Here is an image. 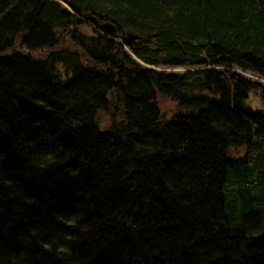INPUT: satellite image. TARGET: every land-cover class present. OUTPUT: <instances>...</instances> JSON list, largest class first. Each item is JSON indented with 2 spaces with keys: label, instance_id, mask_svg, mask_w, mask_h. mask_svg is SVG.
Masks as SVG:
<instances>
[{
  "label": "trees",
  "instance_id": "obj_1",
  "mask_svg": "<svg viewBox=\"0 0 264 264\" xmlns=\"http://www.w3.org/2000/svg\"><path fill=\"white\" fill-rule=\"evenodd\" d=\"M58 1L0 0V264H264V0Z\"/></svg>",
  "mask_w": 264,
  "mask_h": 264
},
{
  "label": "water",
  "instance_id": "obj_2",
  "mask_svg": "<svg viewBox=\"0 0 264 264\" xmlns=\"http://www.w3.org/2000/svg\"><path fill=\"white\" fill-rule=\"evenodd\" d=\"M91 22L95 25L98 26L100 31L109 36V37H114L116 35V27L114 24L110 23V22H100L96 17L91 16L90 17ZM71 24L73 27H75V19L72 18L71 19ZM262 110L256 108L254 110V113L256 114V116H259ZM167 115V111H163V117L166 118Z\"/></svg>",
  "mask_w": 264,
  "mask_h": 264
},
{
  "label": "rangeland",
  "instance_id": "obj_3",
  "mask_svg": "<svg viewBox=\"0 0 264 264\" xmlns=\"http://www.w3.org/2000/svg\"><path fill=\"white\" fill-rule=\"evenodd\" d=\"M53 1H55V2H58V3H60V4H62L61 2H59L58 0H53ZM72 14H74V13H72ZM81 20H84V21H81V22H83V23H80L79 24V27L80 28H83L87 33H90L91 31H92V26L97 30H99L100 31V29H99V27L98 26H95L92 22H91V20L90 21H88V20H85L84 18H81V17H79ZM76 27V26H75ZM74 27L73 26H71V30L73 29ZM101 32V31H100ZM102 33V32H101ZM154 69H156V70H160V69H158V68H154ZM161 70H164V71H167V72H171V73H182V72H184L185 71V68H181V67H177V68H168V69H161Z\"/></svg>",
  "mask_w": 264,
  "mask_h": 264
}]
</instances>
